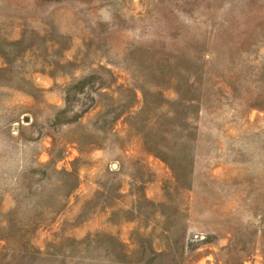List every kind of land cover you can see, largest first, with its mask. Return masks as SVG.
<instances>
[{
    "label": "rangeland",
    "instance_id": "1",
    "mask_svg": "<svg viewBox=\"0 0 264 264\" xmlns=\"http://www.w3.org/2000/svg\"><path fill=\"white\" fill-rule=\"evenodd\" d=\"M0 264H264V0H0Z\"/></svg>",
    "mask_w": 264,
    "mask_h": 264
}]
</instances>
